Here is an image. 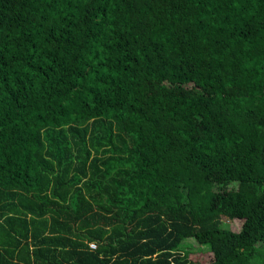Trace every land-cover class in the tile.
Instances as JSON below:
<instances>
[{"label": "trees", "instance_id": "obj_1", "mask_svg": "<svg viewBox=\"0 0 264 264\" xmlns=\"http://www.w3.org/2000/svg\"><path fill=\"white\" fill-rule=\"evenodd\" d=\"M187 239L262 264L264 0H0V264Z\"/></svg>", "mask_w": 264, "mask_h": 264}, {"label": "rangeland", "instance_id": "obj_2", "mask_svg": "<svg viewBox=\"0 0 264 264\" xmlns=\"http://www.w3.org/2000/svg\"><path fill=\"white\" fill-rule=\"evenodd\" d=\"M159 173H161V171L159 169L154 168L153 170L150 171H145L143 169H141L139 171V177L143 178V179H147V180H159L160 179V175ZM242 226V222L241 221H237L235 222V226L234 228L237 230H240ZM182 247L190 250L191 252V256H193V258H197V264L199 263H203L205 261H207L209 259V256L206 255L203 251V247L199 244L198 241L194 240V239H187L182 243ZM203 252V253H202ZM260 261L262 262V264H264V253L262 254V257L260 258Z\"/></svg>", "mask_w": 264, "mask_h": 264}, {"label": "clouds", "instance_id": "obj_3", "mask_svg": "<svg viewBox=\"0 0 264 264\" xmlns=\"http://www.w3.org/2000/svg\"><path fill=\"white\" fill-rule=\"evenodd\" d=\"M91 246L93 247L94 245L92 244ZM92 247H91V248H92Z\"/></svg>", "mask_w": 264, "mask_h": 264}]
</instances>
